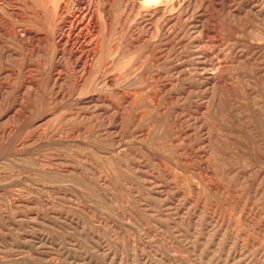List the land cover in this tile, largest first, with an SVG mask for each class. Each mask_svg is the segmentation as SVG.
<instances>
[{
  "label": "rangeland",
  "instance_id": "1",
  "mask_svg": "<svg viewBox=\"0 0 264 264\" xmlns=\"http://www.w3.org/2000/svg\"><path fill=\"white\" fill-rule=\"evenodd\" d=\"M18 1L0 264H264V0Z\"/></svg>",
  "mask_w": 264,
  "mask_h": 264
},
{
  "label": "bare ground",
  "instance_id": "2",
  "mask_svg": "<svg viewBox=\"0 0 264 264\" xmlns=\"http://www.w3.org/2000/svg\"><path fill=\"white\" fill-rule=\"evenodd\" d=\"M149 1V0H148ZM172 1V3H180V2H186V1H188V0H171ZM15 2H19L18 0H14V3ZM153 2V1H152ZM152 2H145V3H143L142 4V7H147L149 4H151ZM14 6H15V9L13 10V12H12V14L11 15H13V18H14V22H13V24L10 26V28H9V34L11 35V38H12V40L13 41H15L16 42V45H18V42H19V11H18V9H19V6L17 5V3H15L14 4ZM86 12H88V11H86ZM86 12L84 13V15L86 14ZM57 13V12H56ZM78 15V14H77ZM84 15H83V17H84ZM87 15V14H86ZM85 15V16H86ZM78 16H80V18H81V15H78ZM83 17H82V19H83ZM2 18V17H1ZM76 18H78V17H76ZM83 21H84V19H83ZM86 21V20H85ZM3 22V21H2ZM6 22H8V21H6ZM65 22H66V24L68 25V28H69V30H71V28L74 26V25H77L78 23H79V20H75V18H73V17H67V18H65ZM81 22H82V20H81ZM80 22V23H81ZM1 23V22H0ZM83 23V22H82ZM84 24V23H83ZM79 26H81V24L80 25H78L77 27L76 26H74V27H76V28H78ZM3 27V26H2ZM2 27H1V24H0V33H3L2 32ZM64 27H65V25H64ZM64 29V28H63ZM73 30H74V28H72ZM63 31V30H62ZM66 32H67V30H66ZM66 32H64V33H66ZM71 32V31H70ZM69 31H68V33H70ZM60 37V36H59ZM62 37H63V35L61 34V39H62ZM76 39V38H75ZM66 40V39H65ZM97 44V43H96ZM78 49V48H77ZM88 49V48H87ZM91 52V51H90ZM16 59V58H15ZM15 69V68H14Z\"/></svg>",
  "mask_w": 264,
  "mask_h": 264
}]
</instances>
